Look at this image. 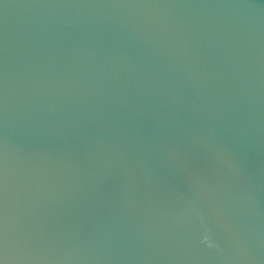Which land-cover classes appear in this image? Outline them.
<instances>
[{
  "label": "water",
  "instance_id": "obj_1",
  "mask_svg": "<svg viewBox=\"0 0 264 264\" xmlns=\"http://www.w3.org/2000/svg\"><path fill=\"white\" fill-rule=\"evenodd\" d=\"M0 264H264V0H0Z\"/></svg>",
  "mask_w": 264,
  "mask_h": 264
}]
</instances>
